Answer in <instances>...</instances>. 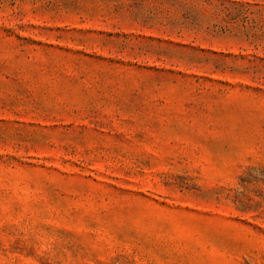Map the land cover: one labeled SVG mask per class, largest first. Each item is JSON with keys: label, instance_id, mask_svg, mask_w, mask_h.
I'll list each match as a JSON object with an SVG mask.
<instances>
[{"label": "rangeland", "instance_id": "374dc122", "mask_svg": "<svg viewBox=\"0 0 264 264\" xmlns=\"http://www.w3.org/2000/svg\"><path fill=\"white\" fill-rule=\"evenodd\" d=\"M0 264H264V0H0Z\"/></svg>", "mask_w": 264, "mask_h": 264}]
</instances>
